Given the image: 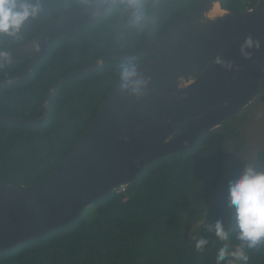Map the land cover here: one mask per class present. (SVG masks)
<instances>
[{
  "label": "trees",
  "instance_id": "1",
  "mask_svg": "<svg viewBox=\"0 0 264 264\" xmlns=\"http://www.w3.org/2000/svg\"><path fill=\"white\" fill-rule=\"evenodd\" d=\"M88 0H40L42 11L29 18L14 34L0 33V50L20 45L61 14ZM200 0H114L104 17L51 46L30 76L0 86V117L35 119L38 126L0 119V184L29 186L45 179L66 157L89 127L110 89L120 79L123 65L143 62L149 55L129 62L104 59L97 70L61 78L109 55H128L140 49L150 23L149 39L166 32ZM256 0H222L221 9L245 12ZM11 31V29L9 30ZM25 66L0 65V78ZM60 80V81H59ZM50 94V88L57 82ZM264 98V81L257 98ZM239 115V114H238ZM206 132L189 151L167 156L149 165L129 186L97 200L92 222L81 216L70 225L0 254V264H245L228 256L217 262L220 247L230 251L244 242L238 237L235 206L222 200L206 215L195 233L208 196L217 193L223 179L224 144L239 133L231 126L238 116ZM186 124L181 131L188 128ZM253 169L264 172V151ZM83 213V212H82ZM220 221L229 232L221 241L210 226ZM208 241L202 250L196 242ZM246 264H264V242L244 247Z\"/></svg>",
  "mask_w": 264,
  "mask_h": 264
},
{
  "label": "water",
  "instance_id": "2",
  "mask_svg": "<svg viewBox=\"0 0 264 264\" xmlns=\"http://www.w3.org/2000/svg\"><path fill=\"white\" fill-rule=\"evenodd\" d=\"M113 1L88 0L30 40L0 50V65L25 63L0 78V86L27 79L51 46L104 17ZM221 1L200 0L153 40L147 21L139 50L95 60L60 79L97 70L104 59L129 62L149 55L135 66L140 88H122L120 77L77 144L45 179L29 186L0 184V254L75 222L97 200L129 186L154 162L191 150L206 132L253 102L264 81V0L247 12L221 9ZM215 6L223 14L210 18ZM0 119L38 126L46 114Z\"/></svg>",
  "mask_w": 264,
  "mask_h": 264
},
{
  "label": "clouds",
  "instance_id": "3",
  "mask_svg": "<svg viewBox=\"0 0 264 264\" xmlns=\"http://www.w3.org/2000/svg\"><path fill=\"white\" fill-rule=\"evenodd\" d=\"M41 11L40 0H0V33L14 34L30 17L35 18ZM120 77L123 81L121 87L131 88L134 92L143 83L137 78L134 64L123 65ZM229 199L235 205V224L239 230L237 238L244 243L234 251H230L228 245L224 244L220 247L216 260L219 262L231 256L246 264L249 257L245 254L244 247L254 249L264 242V172L248 167L243 175L230 183ZM210 230H214L221 241H226L229 237V232L220 221L210 226ZM207 243L205 239L198 240L197 250H202Z\"/></svg>",
  "mask_w": 264,
  "mask_h": 264
},
{
  "label": "rangeland",
  "instance_id": "4",
  "mask_svg": "<svg viewBox=\"0 0 264 264\" xmlns=\"http://www.w3.org/2000/svg\"><path fill=\"white\" fill-rule=\"evenodd\" d=\"M239 133L240 147L235 151L234 142L226 141L224 144V171L223 179L217 193L208 196L207 201L201 212V217L191 226V232L203 225L206 215L211 209L229 199V185L241 175L248 167L253 166L254 160L259 151H264V98L256 97L255 100L246 107L232 122ZM121 192L124 188H119ZM235 206V205H233ZM86 222H92L96 218V213L92 207L85 209L82 213Z\"/></svg>",
  "mask_w": 264,
  "mask_h": 264
},
{
  "label": "bare ground",
  "instance_id": "5",
  "mask_svg": "<svg viewBox=\"0 0 264 264\" xmlns=\"http://www.w3.org/2000/svg\"><path fill=\"white\" fill-rule=\"evenodd\" d=\"M221 14H223V12H221L220 10H218V7L215 6L213 8V10L210 12L209 17L210 18H216V17L220 16Z\"/></svg>",
  "mask_w": 264,
  "mask_h": 264
},
{
  "label": "flooded vegetation",
  "instance_id": "6",
  "mask_svg": "<svg viewBox=\"0 0 264 264\" xmlns=\"http://www.w3.org/2000/svg\"><path fill=\"white\" fill-rule=\"evenodd\" d=\"M256 1H257V0H256ZM255 4H256V3H255ZM254 6H255V5H254ZM252 9H253V8H252ZM250 10H251V9H250ZM248 11H249V10H248ZM241 12H242V11H241ZM245 12H247V11H245ZM254 100H255V99H254ZM254 100H253V101H254ZM241 112H242V111H241ZM241 112H240V113H241ZM240 113H238V114H240ZM238 114H237V115H238ZM235 116H236V115H235ZM230 120H231V119H230ZM189 124H190V126L192 125V123H189ZM190 126H189V127H190ZM189 127H188V128H189ZM182 128H183V127H182ZM182 128L177 132V134L182 133L183 131H185L186 129H188V128H186V129H184L183 131H181Z\"/></svg>",
  "mask_w": 264,
  "mask_h": 264
}]
</instances>
